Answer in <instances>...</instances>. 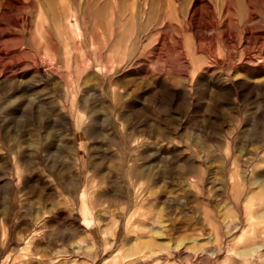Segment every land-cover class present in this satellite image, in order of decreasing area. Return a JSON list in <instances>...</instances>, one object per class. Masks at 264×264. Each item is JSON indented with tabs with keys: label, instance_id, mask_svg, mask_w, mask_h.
Segmentation results:
<instances>
[{
	"label": "rangeland",
	"instance_id": "374dc122",
	"mask_svg": "<svg viewBox=\"0 0 264 264\" xmlns=\"http://www.w3.org/2000/svg\"><path fill=\"white\" fill-rule=\"evenodd\" d=\"M0 264H264V0H0Z\"/></svg>",
	"mask_w": 264,
	"mask_h": 264
},
{
	"label": "bare ground",
	"instance_id": "6f19581e",
	"mask_svg": "<svg viewBox=\"0 0 264 264\" xmlns=\"http://www.w3.org/2000/svg\"><path fill=\"white\" fill-rule=\"evenodd\" d=\"M164 41V40H163Z\"/></svg>",
	"mask_w": 264,
	"mask_h": 264
}]
</instances>
